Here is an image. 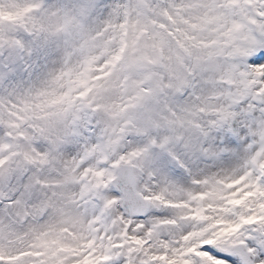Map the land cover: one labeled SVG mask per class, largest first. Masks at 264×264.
Listing matches in <instances>:
<instances>
[{
  "label": "snow or ice",
  "instance_id": "6c2138e0",
  "mask_svg": "<svg viewBox=\"0 0 264 264\" xmlns=\"http://www.w3.org/2000/svg\"><path fill=\"white\" fill-rule=\"evenodd\" d=\"M0 264H264V0H0Z\"/></svg>",
  "mask_w": 264,
  "mask_h": 264
}]
</instances>
